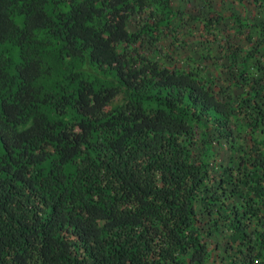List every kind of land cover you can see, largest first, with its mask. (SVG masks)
I'll list each match as a JSON object with an SVG mask.
<instances>
[{
    "label": "trees",
    "instance_id": "16d2710c",
    "mask_svg": "<svg viewBox=\"0 0 264 264\" xmlns=\"http://www.w3.org/2000/svg\"><path fill=\"white\" fill-rule=\"evenodd\" d=\"M171 1L0 0V264H264V77L244 70L264 25L243 55L215 42L222 83L202 53L141 51L184 15Z\"/></svg>",
    "mask_w": 264,
    "mask_h": 264
},
{
    "label": "rangeland",
    "instance_id": "374dc122",
    "mask_svg": "<svg viewBox=\"0 0 264 264\" xmlns=\"http://www.w3.org/2000/svg\"><path fill=\"white\" fill-rule=\"evenodd\" d=\"M171 4L174 10H180L184 15L177 14L170 24L171 28L166 27V32L161 33L157 43L155 41V44L152 45L154 49L145 48L148 45L142 44L144 48L141 51L146 55L156 57L157 44L161 51L165 50L168 54H171V58L167 59L168 57L164 53L159 52L157 57L164 64L173 62L180 65L182 62L185 63V61L196 58L202 53L206 57L204 62L207 64L204 72L216 75L219 82H232L233 79L230 78L229 69L225 68V65L231 66L229 65L231 63H229L227 56H222L219 48L215 46V42L218 39L222 41L221 37L229 29L232 41L239 44V53L243 55L250 44L256 42L260 36L255 25H264V5H259L258 0H172ZM213 12L219 13L224 18V21L217 25L216 37L209 33L208 30H212V27L205 21L207 17L213 15ZM237 19L244 24L242 34L235 31V28L240 26L235 21ZM239 59L240 57L236 58V60ZM259 64L262 66L261 71L256 69ZM231 69L239 70L240 66H234ZM244 70L249 79L263 78L264 52L261 51L254 58L247 59ZM232 90L234 95L241 93L238 87H233ZM207 135L212 136L213 141H211L210 150L207 152V158L213 172H218L220 170L219 164L227 160L230 151H228L225 143L217 141L220 139L215 135L212 125L208 126ZM257 135L259 139H264V133L257 132ZM262 151L264 152V147H262ZM221 234L224 233L217 230L214 236H205V239L209 242V248H212L214 244L212 242L216 241ZM221 254V248L216 253L213 252V259L210 264L219 263Z\"/></svg>",
    "mask_w": 264,
    "mask_h": 264
}]
</instances>
